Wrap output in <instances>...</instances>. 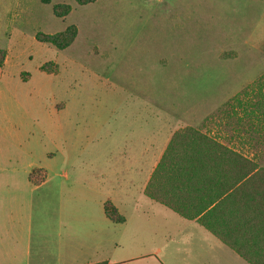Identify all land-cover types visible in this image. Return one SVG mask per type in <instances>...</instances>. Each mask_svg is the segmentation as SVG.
<instances>
[{
  "label": "rangeland",
  "instance_id": "1",
  "mask_svg": "<svg viewBox=\"0 0 264 264\" xmlns=\"http://www.w3.org/2000/svg\"><path fill=\"white\" fill-rule=\"evenodd\" d=\"M71 26L64 50L36 39ZM0 48V264H70L67 224L103 216L151 133L264 121V0H0Z\"/></svg>",
  "mask_w": 264,
  "mask_h": 264
},
{
  "label": "crops",
  "instance_id": "2",
  "mask_svg": "<svg viewBox=\"0 0 264 264\" xmlns=\"http://www.w3.org/2000/svg\"><path fill=\"white\" fill-rule=\"evenodd\" d=\"M246 113L234 117L229 138H217L237 155L199 160L198 170L161 171L154 180L173 134L183 128L166 133L162 150L157 130L138 153L120 157V170L103 181V216L67 224L70 264H264V121ZM48 174L40 185L29 175L28 181L40 187ZM152 181L168 204L146 195ZM108 201L123 221L108 218Z\"/></svg>",
  "mask_w": 264,
  "mask_h": 264
},
{
  "label": "trees",
  "instance_id": "3",
  "mask_svg": "<svg viewBox=\"0 0 264 264\" xmlns=\"http://www.w3.org/2000/svg\"><path fill=\"white\" fill-rule=\"evenodd\" d=\"M44 1L47 3L48 0ZM94 2L95 0H77V3L81 6ZM70 11L71 9L69 6L54 7V15L57 18H65ZM76 36L77 29L76 27L71 26L64 32L53 35L38 33L36 35V39L41 43L50 44L59 50H64L73 43ZM6 58V51L0 48V70L5 66ZM246 94L247 91H244V95ZM220 112L224 113L223 110H219V114ZM217 154L237 155L236 152L231 151L229 148L219 143L216 138L208 133H203L200 129L193 127L180 129L173 134L165 155L154 173V180L161 171L174 174L177 172L184 173L192 170H198L199 166L203 165V163H200L199 160L210 158L211 156H215ZM37 172L41 173L42 170L34 169L29 175V181L35 185H40L45 181L46 176L44 174V177L35 179V173ZM145 193L159 202L168 204V201H165L158 195V190L154 187L153 181L149 184ZM104 211L108 218L112 221H123V218L118 214L116 208L111 202L108 201L105 203Z\"/></svg>",
  "mask_w": 264,
  "mask_h": 264
}]
</instances>
